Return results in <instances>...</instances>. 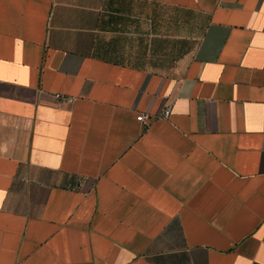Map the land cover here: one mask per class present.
Returning a JSON list of instances; mask_svg holds the SVG:
<instances>
[{"label":"crops","instance_id":"crops-1","mask_svg":"<svg viewBox=\"0 0 264 264\" xmlns=\"http://www.w3.org/2000/svg\"><path fill=\"white\" fill-rule=\"evenodd\" d=\"M0 264H264V0H0Z\"/></svg>","mask_w":264,"mask_h":264},{"label":"built area","instance_id":"built-area-1","mask_svg":"<svg viewBox=\"0 0 264 264\" xmlns=\"http://www.w3.org/2000/svg\"><path fill=\"white\" fill-rule=\"evenodd\" d=\"M57 96L60 97L61 95L60 94H57ZM170 113H171V107H168V108H166L164 110L163 116L168 117L170 115ZM138 119L139 120H144L145 119V116L141 114V115L138 116Z\"/></svg>","mask_w":264,"mask_h":264}]
</instances>
